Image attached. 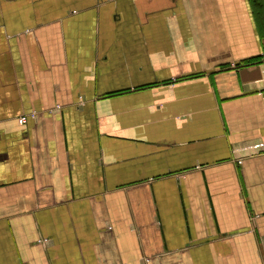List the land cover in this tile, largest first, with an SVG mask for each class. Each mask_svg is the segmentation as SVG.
<instances>
[{"label": "crops", "instance_id": "obj_1", "mask_svg": "<svg viewBox=\"0 0 264 264\" xmlns=\"http://www.w3.org/2000/svg\"><path fill=\"white\" fill-rule=\"evenodd\" d=\"M0 264H264V0H0Z\"/></svg>", "mask_w": 264, "mask_h": 264}, {"label": "built area", "instance_id": "obj_2", "mask_svg": "<svg viewBox=\"0 0 264 264\" xmlns=\"http://www.w3.org/2000/svg\"><path fill=\"white\" fill-rule=\"evenodd\" d=\"M57 108H59V107H57ZM36 117H37V113H36V112H30V113H27V114L21 115V116L18 118V121H19L20 124L24 125V124L27 123V121H28L29 119L34 120V119H36ZM42 242H44L45 244H47V243H48V240H47V239H42Z\"/></svg>", "mask_w": 264, "mask_h": 264}]
</instances>
